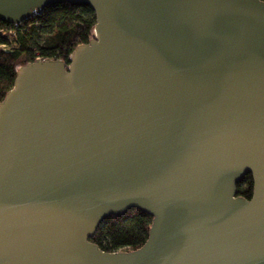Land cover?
<instances>
[{"label": "water", "instance_id": "1", "mask_svg": "<svg viewBox=\"0 0 264 264\" xmlns=\"http://www.w3.org/2000/svg\"><path fill=\"white\" fill-rule=\"evenodd\" d=\"M55 3L92 7L96 38L0 103V264H264V1L0 0V21ZM132 208L142 248L90 242Z\"/></svg>", "mask_w": 264, "mask_h": 264}, {"label": "trees", "instance_id": "2", "mask_svg": "<svg viewBox=\"0 0 264 264\" xmlns=\"http://www.w3.org/2000/svg\"><path fill=\"white\" fill-rule=\"evenodd\" d=\"M96 26L92 7L70 3L51 4L19 24L0 21V103L14 88L20 70L36 57L61 60L68 69L74 50L96 38ZM253 191V177L248 173L237 185V193L250 200ZM154 219L136 208L110 215L90 242L106 252H135L147 242Z\"/></svg>", "mask_w": 264, "mask_h": 264}, {"label": "built area", "instance_id": "3", "mask_svg": "<svg viewBox=\"0 0 264 264\" xmlns=\"http://www.w3.org/2000/svg\"><path fill=\"white\" fill-rule=\"evenodd\" d=\"M39 59V60H44V58H42V57H36V59ZM36 59L34 60V61H36ZM34 61H31V62H34Z\"/></svg>", "mask_w": 264, "mask_h": 264}, {"label": "rangeland", "instance_id": "4", "mask_svg": "<svg viewBox=\"0 0 264 264\" xmlns=\"http://www.w3.org/2000/svg\"><path fill=\"white\" fill-rule=\"evenodd\" d=\"M24 57H26V55Z\"/></svg>", "mask_w": 264, "mask_h": 264}]
</instances>
